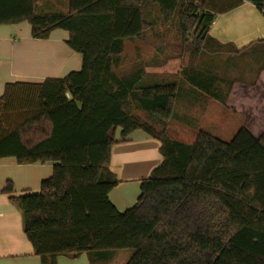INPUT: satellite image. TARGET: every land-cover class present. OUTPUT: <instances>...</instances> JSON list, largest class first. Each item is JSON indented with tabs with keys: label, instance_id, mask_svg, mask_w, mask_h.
I'll return each mask as SVG.
<instances>
[{
	"label": "trees",
	"instance_id": "obj_1",
	"mask_svg": "<svg viewBox=\"0 0 264 264\" xmlns=\"http://www.w3.org/2000/svg\"><path fill=\"white\" fill-rule=\"evenodd\" d=\"M244 1L264 15V0H70L67 14L42 13L37 0H0V24L28 21L38 39L63 29L83 56L78 71L8 83L0 97V158L54 162L39 191L16 195L11 181L4 188L42 264L83 253L100 264L117 249L132 250L125 264H264V131L242 126L230 141L200 131L187 143L167 130L184 85L225 104L245 81L244 65L255 79L264 71V38L239 48L210 33L218 14ZM154 12L177 21L189 45L193 63L179 84L148 81L147 64L120 68L125 42L143 38ZM118 129L122 141L144 130L163 157L123 212L109 197L119 184L110 168Z\"/></svg>",
	"mask_w": 264,
	"mask_h": 264
},
{
	"label": "crops",
	"instance_id": "obj_2",
	"mask_svg": "<svg viewBox=\"0 0 264 264\" xmlns=\"http://www.w3.org/2000/svg\"><path fill=\"white\" fill-rule=\"evenodd\" d=\"M69 2L50 0L46 3L48 9L43 11L41 0H37V8L42 13L61 10L60 14H67ZM31 31L28 21L0 24V97L8 83H40L47 78H62L83 66L82 54L66 43L68 31L56 29L48 39L33 38ZM210 33L223 43L234 42L242 48L264 38V15L255 5L244 1L218 14ZM67 96L71 97L70 93ZM116 140L119 142L112 147L110 168L119 184L110 191L109 197L123 212L136 204L141 180L151 174L163 157L161 142L142 129L133 131L125 141L118 129ZM53 167V161L19 164L14 157L0 158V264H42L24 231L23 215L4 188L11 181L16 195L37 192L42 181L52 175Z\"/></svg>",
	"mask_w": 264,
	"mask_h": 264
},
{
	"label": "rangeland",
	"instance_id": "obj_3",
	"mask_svg": "<svg viewBox=\"0 0 264 264\" xmlns=\"http://www.w3.org/2000/svg\"><path fill=\"white\" fill-rule=\"evenodd\" d=\"M49 1L41 0L43 11L48 9L46 3ZM150 20L155 25L147 30L143 38L125 42L120 68L123 72H129L140 64H147L148 81L164 76V80L179 84L182 81L180 70L193 63L189 45L179 31L177 21L165 24L157 12L150 16ZM254 73L255 68L243 66L241 79L245 81L235 83L225 104L194 93L184 85L181 99L175 105L176 115L167 121L169 135L192 143L200 131H206L230 141L245 126L252 134L259 136L264 129V71L256 79ZM136 114L143 121L151 119L144 112L138 111ZM131 255L130 249L113 250L100 264H125ZM58 264H91V261L89 255L83 253L76 258L61 255Z\"/></svg>",
	"mask_w": 264,
	"mask_h": 264
}]
</instances>
